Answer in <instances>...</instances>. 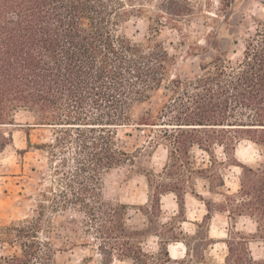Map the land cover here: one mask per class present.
<instances>
[{
  "label": "trees",
  "instance_id": "obj_1",
  "mask_svg": "<svg viewBox=\"0 0 264 264\" xmlns=\"http://www.w3.org/2000/svg\"><path fill=\"white\" fill-rule=\"evenodd\" d=\"M238 2L219 1L222 14L216 15L223 23ZM198 8L193 0H0V153L14 143V130L5 127H23L27 147L18 152L45 151L53 172L31 217L0 221V264H57L53 216L67 211L79 217L102 264H169L173 241L186 247L177 261L206 264L216 243L215 214L228 222L222 264H264V19L244 37L240 58L221 48L218 27L207 45L192 48L195 56L212 51L200 58L201 72L172 74L176 58L159 38L161 29L171 26L184 36L180 24ZM132 17L147 21L143 39L120 32ZM165 82L170 94L157 114L148 109L136 118L135 107L151 102ZM20 111L33 120L17 121ZM132 125L156 127L150 147L167 146L163 169L143 171L148 197L140 207L142 227L130 222L128 203L106 199L103 189L106 172L136 164L140 147L129 151L118 138L119 128ZM36 128H51L52 141L32 143ZM243 141L259 148L256 164L238 157ZM195 148L208 154V164L197 166ZM231 167L240 169L235 191L227 188ZM199 178L208 180L216 198L199 193ZM168 193L176 195L179 212L162 222ZM189 194L206 206L193 233L181 227ZM241 217L255 221L256 231L239 228ZM150 237L158 239L152 251L145 248ZM254 240L262 243L259 254Z\"/></svg>",
  "mask_w": 264,
  "mask_h": 264
},
{
  "label": "rangeland",
  "instance_id": "obj_2",
  "mask_svg": "<svg viewBox=\"0 0 264 264\" xmlns=\"http://www.w3.org/2000/svg\"><path fill=\"white\" fill-rule=\"evenodd\" d=\"M220 0H193L198 5V10L189 20L182 22L184 36L171 26L162 27L159 38L163 41L170 54L175 56V63L170 66L172 74L186 72L190 74L200 73L199 62L201 57H208L212 51L201 56H195L193 47L196 43L207 45L206 39H214L212 31L219 27L217 38L223 50H227L234 59L241 57L243 39L256 26L258 19H264V0H239L238 5L231 12L229 23H223V18L216 14H222ZM120 32L134 39H143L149 33L148 23L145 19L132 17L123 23ZM238 40V44L234 41ZM170 92L166 88V82L158 92H155L151 102L139 104L134 109L135 117L142 115L144 111L152 109L157 114L162 103ZM19 122L32 121V115L25 111L16 114ZM14 130V143L0 153V221L10 224L15 221L31 217L36 207L38 192L50 184L52 179V166L48 154L43 150L31 148L25 153H19V149L27 147L25 128L7 126ZM156 127L137 129L136 126L119 128V143L129 150L134 151L140 147L137 153L135 165L126 164L106 172L103 176V189L106 199L114 202H125L130 205L129 219L133 225L144 226L146 217L140 207L144 206L148 197V184L143 174L145 170L161 171L167 162V146L160 144L150 147L158 131ZM51 128H36L31 130L32 143L50 142L53 138ZM238 157L247 163L256 164L261 159L259 148L249 141H243L237 150ZM193 156L197 166H204L209 162V156L199 148L193 150ZM216 154L221 157L222 149L217 148ZM227 188L235 191L238 187L239 168L231 167L226 171ZM208 180L199 178L197 190L205 198H216L217 195L208 192ZM165 197V198H164ZM167 197V198H166ZM164 198V199H163ZM164 200V201H163ZM162 222L171 220L177 215L179 206L174 193H168L162 197ZM206 213L205 204L197 197L189 194L186 201V221L181 227L188 233H193L197 227L196 222L202 220ZM54 217V232L51 240L58 251L55 256L57 264H102V256L99 254L94 241L86 236L79 222V217L73 211L60 212ZM227 218L222 214H215L211 221V235L216 243L211 247L209 260L206 264H222L226 252V244L222 241L227 234ZM237 226L241 229L255 232L256 222L249 217H241ZM177 227V223H176ZM158 239L150 237L145 243L147 250L158 248ZM91 243V244H88ZM170 245V253L173 261L169 264H182L175 257L185 254L183 242L173 241ZM254 254L262 251V243L259 240L251 242ZM176 249V250H175ZM172 251V252H171ZM174 251V252H173ZM112 264H133L131 260L115 259Z\"/></svg>",
  "mask_w": 264,
  "mask_h": 264
},
{
  "label": "bare ground",
  "instance_id": "obj_3",
  "mask_svg": "<svg viewBox=\"0 0 264 264\" xmlns=\"http://www.w3.org/2000/svg\"><path fill=\"white\" fill-rule=\"evenodd\" d=\"M164 198H165V197H164ZM164 198H163V199H164ZM166 198H167V197H166ZM163 201H164V200H163ZM175 250H176V249H175ZM171 252H172V251H171ZM173 252H174V251H173Z\"/></svg>",
  "mask_w": 264,
  "mask_h": 264
},
{
  "label": "crops",
  "instance_id": "obj_4",
  "mask_svg": "<svg viewBox=\"0 0 264 264\" xmlns=\"http://www.w3.org/2000/svg\"><path fill=\"white\" fill-rule=\"evenodd\" d=\"M178 204V203H177Z\"/></svg>",
  "mask_w": 264,
  "mask_h": 264
}]
</instances>
